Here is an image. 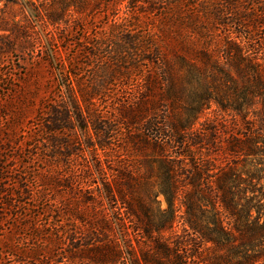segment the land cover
Listing matches in <instances>:
<instances>
[{"label":"trees","instance_id":"obj_1","mask_svg":"<svg viewBox=\"0 0 264 264\" xmlns=\"http://www.w3.org/2000/svg\"><path fill=\"white\" fill-rule=\"evenodd\" d=\"M27 5L52 76L0 138V264H264V0Z\"/></svg>","mask_w":264,"mask_h":264},{"label":"rangeland","instance_id":"obj_2","mask_svg":"<svg viewBox=\"0 0 264 264\" xmlns=\"http://www.w3.org/2000/svg\"><path fill=\"white\" fill-rule=\"evenodd\" d=\"M27 3L28 0H0V138L6 136L10 123L16 122L17 131L14 135L17 132H30V123L45 94L44 86L52 76L50 67H42L39 62L31 63L30 57L26 54L28 50L26 40L14 29L16 24H24V27H27V22L31 21L29 31L32 41L40 38L45 42L42 27L29 12ZM33 90H40L36 98L30 92ZM17 116L20 117L17 119ZM8 149L7 157L17 158L9 164L16 166L19 171L30 173L45 165L44 157L39 160L32 159L34 158L32 154H37V150L16 145ZM159 200L161 208L165 209L167 204L164 198L160 196ZM7 261L15 264L12 258H8Z\"/></svg>","mask_w":264,"mask_h":264}]
</instances>
